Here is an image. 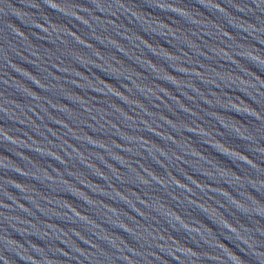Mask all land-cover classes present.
<instances>
[{
    "label": "water",
    "instance_id": "95a60500",
    "mask_svg": "<svg viewBox=\"0 0 264 264\" xmlns=\"http://www.w3.org/2000/svg\"><path fill=\"white\" fill-rule=\"evenodd\" d=\"M0 264H264V0H0Z\"/></svg>",
    "mask_w": 264,
    "mask_h": 264
}]
</instances>
